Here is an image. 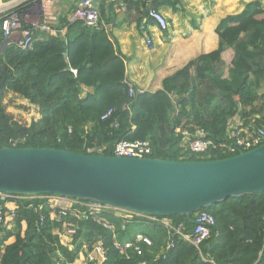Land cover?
Segmentation results:
<instances>
[{
    "label": "trees",
    "instance_id": "1",
    "mask_svg": "<svg viewBox=\"0 0 264 264\" xmlns=\"http://www.w3.org/2000/svg\"><path fill=\"white\" fill-rule=\"evenodd\" d=\"M216 33L218 47L167 75L161 89L138 93L133 87L130 94L125 56L105 27L94 29L82 21L72 22L64 37L36 39L27 50L17 41H5L0 30V45H4L0 54V148L114 155L116 143L125 139L151 141L150 156L165 160L234 156L216 151L210 156L193 154L183 147L184 135L177 129L194 133L203 128L206 137L216 142L227 141L228 125L236 116L252 130L264 129V0H251L241 12L220 19ZM228 49L233 50L230 64L223 58ZM10 95L26 101L21 109H34L30 122L9 111ZM111 108L109 118L103 119ZM2 194L0 264H97L76 260L85 243L92 248L100 239L107 256L102 264H264V192L228 198L202 209L213 214L216 223L201 250L180 235L170 238L167 227L158 222L132 220L123 229L122 217L104 212L116 225L119 241L135 240L137 233L152 238V246L142 243L143 254L131 250L130 258L114 244V233L92 215L79 218L71 212L73 208L61 218H52L47 197ZM7 202L15 209L7 207ZM167 218L176 225L185 223V233H193L195 224L186 215ZM64 222L76 231L71 249L61 244L57 233ZM171 239L175 247L164 258Z\"/></svg>",
    "mask_w": 264,
    "mask_h": 264
},
{
    "label": "water",
    "instance_id": "2",
    "mask_svg": "<svg viewBox=\"0 0 264 264\" xmlns=\"http://www.w3.org/2000/svg\"><path fill=\"white\" fill-rule=\"evenodd\" d=\"M261 192L264 143L200 161L0 148V193L5 194L60 195L148 215H186L194 223L192 215L206 207Z\"/></svg>",
    "mask_w": 264,
    "mask_h": 264
},
{
    "label": "crops",
    "instance_id": "3",
    "mask_svg": "<svg viewBox=\"0 0 264 264\" xmlns=\"http://www.w3.org/2000/svg\"><path fill=\"white\" fill-rule=\"evenodd\" d=\"M17 0H0L8 6ZM80 0H28L21 10L24 14L23 25H40L47 21L60 31L64 37L68 30L69 14ZM251 0H158L153 5L173 23L166 30L148 15L149 6L145 3L127 1L124 9L109 0L99 2L101 20L112 37L120 43L125 56L127 81L136 90L156 91L161 89L162 80L172 74L190 59L200 53L210 52L218 47L219 37L216 27L220 19L228 14L241 12ZM156 4V5H155ZM9 12V11H8ZM175 12V13H174ZM142 26L152 38L149 47L144 37ZM184 27V28H183ZM1 30V29H0ZM174 31L173 33H171ZM187 31V35L183 33ZM38 40H47L50 36L40 29H35ZM20 33H15L8 41L19 42ZM2 46L0 45V54ZM223 58L230 64L233 50L223 53ZM239 117L230 122L235 123ZM12 208L13 204H7ZM14 239H10L13 241Z\"/></svg>",
    "mask_w": 264,
    "mask_h": 264
},
{
    "label": "built area",
    "instance_id": "4",
    "mask_svg": "<svg viewBox=\"0 0 264 264\" xmlns=\"http://www.w3.org/2000/svg\"><path fill=\"white\" fill-rule=\"evenodd\" d=\"M28 0H17L14 2V5H7L5 3L0 4V20H1V30L4 34L5 38H11L15 33H20L19 44L23 49H31L34 46L36 41L35 29L40 28V30L49 33L53 36H59L60 31L51 26L47 21L37 25V23H32L33 26H28V28H23V12L15 11V8H18L20 5ZM102 0H80L76 7L69 14V22L82 21L85 25L90 26L94 29H102L104 24L101 20L100 9L98 7L99 2ZM111 3L117 5L119 8L124 9L127 6V1L131 2H139L145 3L149 6L148 15L152 18L157 24L160 26L162 30H166L168 28V21L165 18V15L153 5L152 0H109ZM9 11V12H8ZM144 37L146 38L147 45L152 47V38L146 33V29L142 26ZM134 88L131 86L130 94H133ZM113 112V109H109L105 115H103V119L109 118L110 114ZM115 126H118V123H115ZM248 125H245L244 122L239 119L237 122H230L228 125V129L226 131V139L227 141L216 142L213 139L207 138V132L203 128H197V130L192 133L190 129L178 128L177 131H182L183 138V147L188 149L191 153L196 154L198 156L208 155L210 156L213 151L217 153H235L237 155L240 151H246L253 149L264 143V129L259 128L258 130L250 129ZM92 152V149H89ZM153 153V147L151 141L149 140H125L122 139L118 141L114 148V155L117 156H125V157H139L146 158L151 157L150 155ZM7 196L6 194H2ZM24 196H16L25 197ZM4 197V196H3ZM36 197V196H30ZM39 197H47L51 198L49 203V207L51 208V217L52 218H61L68 214L70 209L73 214L77 217H86L88 215H92L94 220L98 223L102 224L108 230L114 233V244L117 248L125 254L127 258L131 257L129 251L133 250L137 254H143L142 243L148 246L153 245L152 238L150 236L145 235L143 233H137L135 236V240L129 239L123 242L119 241L117 238L116 225L114 223L109 222L102 214L104 212H113L117 216L123 218L122 228H126V224L132 220H137L139 222H149L155 221L162 225H165L168 229V233L170 238L174 235H180L186 240L190 241L193 245H195L199 250H201V244L210 236L212 232V228L216 223L215 216L208 211L201 210L195 214L194 218V230L192 234H187L184 231L185 223H179L178 225L174 224L170 218L148 215L143 213H136L126 209H117L107 206L105 204L99 202H90V201H81L75 198L64 197L60 195H42ZM79 205L80 207H76ZM12 210L15 209V206L10 208ZM1 211L0 209V219H1ZM43 221V217L41 218ZM75 228L72 227L71 223L64 222L62 225V229L57 231L61 244L65 246H69L72 239L74 238ZM73 244V242H72ZM175 247L174 240L171 239L166 247V250L163 252V257L165 258L167 252ZM106 249L102 239L98 240L92 248H89L88 244L85 243L83 245V250L80 253V259L83 263L86 260L95 261L97 264H102L106 260ZM76 263H79L76 260ZM141 264H146V262H142Z\"/></svg>",
    "mask_w": 264,
    "mask_h": 264
},
{
    "label": "rangeland",
    "instance_id": "5",
    "mask_svg": "<svg viewBox=\"0 0 264 264\" xmlns=\"http://www.w3.org/2000/svg\"><path fill=\"white\" fill-rule=\"evenodd\" d=\"M175 13V12H174ZM166 18V17H165ZM166 20L168 21V17L166 18ZM173 19H170L169 23H170V26L172 25ZM172 21V23H171ZM184 28V27H183ZM174 31H172L171 33H173ZM187 31H185L183 33V35H187ZM7 102L8 104L10 105L9 106V111H11L12 113H14L16 115L17 118H19L20 120H22L23 122L24 121H28L30 122L31 119L33 117H35V112H34V109H31V108H28V109H21L20 107H22V105L26 102L25 100L21 99V98H18V97H14V95H10V97L8 96V99H7ZM26 106V105H25ZM27 107V106H26ZM5 196V195H3ZM51 199V198H49ZM8 205H11V202H7ZM73 240V239H72ZM73 242V241H72ZM71 244L69 246H66L68 248H73L74 247V244ZM78 262L80 263L81 262V259L80 257L77 259Z\"/></svg>",
    "mask_w": 264,
    "mask_h": 264
}]
</instances>
